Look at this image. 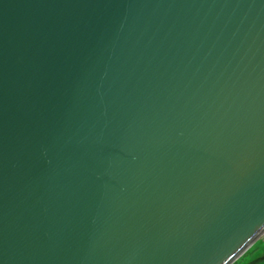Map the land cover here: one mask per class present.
Segmentation results:
<instances>
[{
    "label": "water",
    "instance_id": "95a60500",
    "mask_svg": "<svg viewBox=\"0 0 264 264\" xmlns=\"http://www.w3.org/2000/svg\"><path fill=\"white\" fill-rule=\"evenodd\" d=\"M263 241L264 0H0V264Z\"/></svg>",
    "mask_w": 264,
    "mask_h": 264
},
{
    "label": "trees",
    "instance_id": "16d2710c",
    "mask_svg": "<svg viewBox=\"0 0 264 264\" xmlns=\"http://www.w3.org/2000/svg\"><path fill=\"white\" fill-rule=\"evenodd\" d=\"M233 264H264V243H254Z\"/></svg>",
    "mask_w": 264,
    "mask_h": 264
},
{
    "label": "rangeland",
    "instance_id": "374dc122",
    "mask_svg": "<svg viewBox=\"0 0 264 264\" xmlns=\"http://www.w3.org/2000/svg\"><path fill=\"white\" fill-rule=\"evenodd\" d=\"M262 243H264V241Z\"/></svg>",
    "mask_w": 264,
    "mask_h": 264
}]
</instances>
